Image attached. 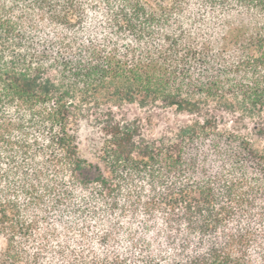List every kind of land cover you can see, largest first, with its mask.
<instances>
[{
  "label": "trees",
  "instance_id": "1",
  "mask_svg": "<svg viewBox=\"0 0 264 264\" xmlns=\"http://www.w3.org/2000/svg\"><path fill=\"white\" fill-rule=\"evenodd\" d=\"M263 113L264 0H0V264H264Z\"/></svg>",
  "mask_w": 264,
  "mask_h": 264
},
{
  "label": "rangeland",
  "instance_id": "2",
  "mask_svg": "<svg viewBox=\"0 0 264 264\" xmlns=\"http://www.w3.org/2000/svg\"><path fill=\"white\" fill-rule=\"evenodd\" d=\"M114 110L119 118L141 119L144 132L150 137L160 134L166 128H176L179 125L188 123L193 118V115L189 113L176 112L175 108L141 107L136 103L115 107ZM257 126H264V113L263 116L247 120L246 129H244V132L250 134L254 139L256 145L262 147L264 146V135L259 137L252 132ZM98 136L99 132L96 127L83 122L79 131L80 151L84 157L90 160H94L97 154L96 149L100 144Z\"/></svg>",
  "mask_w": 264,
  "mask_h": 264
}]
</instances>
